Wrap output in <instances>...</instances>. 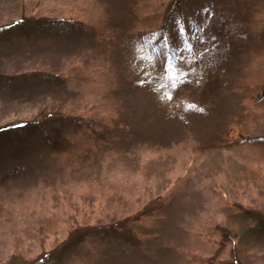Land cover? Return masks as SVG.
Wrapping results in <instances>:
<instances>
[{
    "label": "rangeland",
    "instance_id": "obj_1",
    "mask_svg": "<svg viewBox=\"0 0 264 264\" xmlns=\"http://www.w3.org/2000/svg\"><path fill=\"white\" fill-rule=\"evenodd\" d=\"M126 1L0 0V27L22 16L59 18L100 33L53 37L32 26L27 36L0 38V127L57 109L95 121L91 129L65 125L57 149L38 145V137L26 143L12 138L25 150L0 163V264H114L110 256L132 248L124 230L145 250L132 256L157 259L155 264H229L237 240L244 264H264V239H255L259 231L239 217V208L264 215V147L211 150L227 125L235 130L233 138L264 136V96L258 89L263 52L245 55L230 50L235 40L215 39L222 25L234 34L235 0H195L184 31L176 26L173 34L187 32L199 40L195 58L201 66L191 69L190 56L177 64L183 75L173 80L164 102L157 57L148 61L130 40L111 42L112 30L147 29L150 23L136 20L158 19L170 0ZM252 2L264 27V0ZM32 72L66 78L61 90L52 91L43 80L23 81L21 74ZM244 88H257L256 102ZM7 165L19 169L20 177L2 181ZM220 229L226 231L222 242ZM167 244L173 248L166 253L177 250L163 259ZM44 254L46 261L37 263Z\"/></svg>",
    "mask_w": 264,
    "mask_h": 264
},
{
    "label": "trees",
    "instance_id": "obj_2",
    "mask_svg": "<svg viewBox=\"0 0 264 264\" xmlns=\"http://www.w3.org/2000/svg\"><path fill=\"white\" fill-rule=\"evenodd\" d=\"M126 2H129L128 0ZM125 2V4H126ZM195 0H170L161 12L159 16H157L158 19L152 16H146L139 18L136 20V24L139 25L143 24V22L150 23L151 26H148L147 29H144L142 31H139V33H133L132 29L127 28L125 30L115 29L112 30L113 36L115 37L114 41L111 42L112 44L115 43V45H120V43H126L127 40H130L133 44V47L140 49L143 48L145 54L148 56L147 60L150 61V57L155 56L157 57L156 62L159 68V72L161 73V77L165 81V88L163 89V93H161V96L165 102V96L166 91L170 90V87H173V80H169L165 75V63H173L181 64L185 63V59L187 56L191 57L190 65L191 69H195L196 71L201 66V60L197 57L195 58L196 51H197V45L199 43V40L196 37L190 38L189 34L187 32L183 33H177L173 34L175 31L176 26L180 27L181 29H185L186 24L188 23L189 15L191 10L194 11L193 8H191V4L195 3ZM236 5L238 6V14L236 21L237 27L234 30V34H232V31L230 28L224 29L223 27L225 25H222L220 30L221 33L216 32L213 35L215 36V39H217V35L221 36L222 38H225L224 40L230 41L233 39L236 42H231L228 44L230 46V50H234L235 48L243 50V52H246L250 54V56L258 54H264V27L260 26L259 22L257 21L260 13L259 6L257 3L252 2V0H235ZM130 3V2H129ZM128 3V4H129ZM252 4V5H250ZM239 6H241L239 8ZM136 7V5H135ZM189 7V8H188ZM264 9V6L262 7ZM261 9V10H262ZM212 17L208 20L207 23V29H211L214 26V23L212 21L215 19V13H213ZM154 19V20H153ZM156 24V25H155ZM32 26L36 27V31L40 32H48L49 35L53 37H57L58 33H64L66 36L70 37L69 35L75 33L78 35H93L98 37L100 33H98L97 29H92L88 26L83 25L81 22H70L69 20L59 19V18H53V19H41V20H30L26 17L22 16L19 20L13 21L11 24L4 25L0 27V38L1 37H18V36H27V33L29 29H32ZM43 32V33H44ZM53 32V33H51ZM34 34V31H33ZM42 34V33H40ZM116 40H118L116 42ZM217 41V40H216ZM192 44V49L189 50L186 45ZM154 49V52L150 53L146 50L148 49ZM228 56H231L229 50H228ZM183 58V59H181ZM194 67V68H193ZM121 70H125V68L122 67ZM131 73H135L134 71ZM200 74L203 75L202 72ZM23 77V81L27 80V77L33 78L34 81H40L43 80L49 84V86L52 87V91H59L61 90V85H63V78H66L65 76L61 75L59 72H50V73H43V72H32L30 74H21ZM8 76V75H7ZM6 76V77H7ZM11 80L16 79H22L15 76H8ZM134 84V83H133ZM184 84L187 85V82H184ZM258 89H260L259 94L264 96V82L258 86ZM255 90H251V93H248L249 89H243V93L246 96H249L253 101H257L259 98L258 96H255ZM258 97V98H257ZM241 101L237 104V111L240 110ZM239 107V108H238ZM56 110V108H55ZM58 111V109L56 110ZM51 111L48 113H44L41 117L35 118L32 120L27 121H20L15 122L12 124H8L5 126L0 127V163H4L5 159L9 158L7 155L13 156L14 153L19 154L20 152H24L25 149H22V147L16 148L13 144L12 138H16L20 140L21 142H28V139L32 137H38V145L42 143V145L47 144L51 146L53 149L59 148L60 142L63 140V135L60 133V129H62L65 125H77V128L80 129H91V127H95V121L92 120L93 118L83 117L79 116L77 117V114H74L73 118H70L69 115L60 114L59 112ZM247 117V116H246ZM234 129L229 128L227 125L223 128V131L221 133L220 140H218L215 144L216 146L212 147V151L216 152L217 149H220L221 147L224 149L227 145L231 146H242V145H256L260 144L259 146L264 147V136H261L257 139L254 138H246L245 136H237L232 137L234 135ZM95 132V130H94ZM240 132V131H238ZM95 132L94 134H96ZM91 134V133H90ZM98 135H97V137ZM19 141V142H20ZM43 141H46L43 143ZM63 143V142H62ZM13 148V149H12ZM5 164V163H4ZM7 167L4 172V180L8 179H15L16 177H20V171L19 169H10L9 166ZM10 169V170H8ZM241 214L239 215L240 219L243 222L248 223V228L251 230L257 229L259 231V235L255 238L257 240L264 239V215H255L254 213L250 216L245 210L243 211L242 208H239ZM161 213V212H160ZM161 221V220H160ZM120 227V226H119ZM247 229V228H246ZM226 231L223 229L218 230V235L220 237V241L222 242V238L225 237L226 234H224ZM129 231H122V234L126 239H128L132 244V248H124L121 252L119 251L117 255L119 256L113 257L110 256L109 258L113 259L114 264H155L156 260H152L151 258H148L143 255H137L132 256L134 254H139L141 251L144 252L145 250L141 247V244H139V240L136 242L133 240L138 239L136 238L135 234H128ZM237 239V234H233V240ZM173 248L170 245H165L161 247V249L165 252L166 249ZM234 253L232 254V258L229 261V264H244V260L246 258L245 250H241L240 248V242L237 240L234 242L233 249ZM174 253L176 252L177 248H174ZM134 251V252H133ZM131 254L132 257L129 256L128 259L125 261L120 260L121 257L127 256L128 254ZM174 253H164L162 257L163 259H170L175 254ZM48 254H44V257L39 258L37 260V263H44L45 258H47ZM127 262V263H126ZM107 264H113L108 263Z\"/></svg>",
    "mask_w": 264,
    "mask_h": 264
},
{
    "label": "snow or ice",
    "instance_id": "obj_3",
    "mask_svg": "<svg viewBox=\"0 0 264 264\" xmlns=\"http://www.w3.org/2000/svg\"><path fill=\"white\" fill-rule=\"evenodd\" d=\"M184 31V29H181ZM186 47L191 50L192 49V44H187ZM183 59V58H181ZM165 72L164 75L169 79V80H174L177 76L183 75L180 67L175 63H165L164 65ZM175 86V85H174ZM171 98V93H169V99Z\"/></svg>",
    "mask_w": 264,
    "mask_h": 264
}]
</instances>
